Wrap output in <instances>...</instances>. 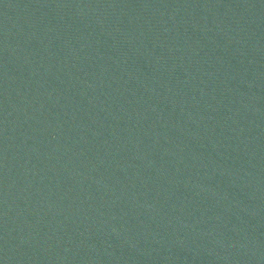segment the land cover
<instances>
[{"label": "water", "instance_id": "obj_1", "mask_svg": "<svg viewBox=\"0 0 264 264\" xmlns=\"http://www.w3.org/2000/svg\"><path fill=\"white\" fill-rule=\"evenodd\" d=\"M0 264H264V0H0Z\"/></svg>", "mask_w": 264, "mask_h": 264}]
</instances>
